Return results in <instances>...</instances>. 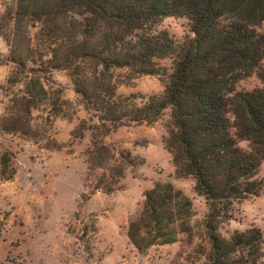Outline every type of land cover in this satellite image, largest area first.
<instances>
[{
	"label": "trees",
	"instance_id": "16d2710c",
	"mask_svg": "<svg viewBox=\"0 0 264 264\" xmlns=\"http://www.w3.org/2000/svg\"><path fill=\"white\" fill-rule=\"evenodd\" d=\"M170 16L188 18L194 36L177 42L158 30ZM263 25L264 0H10L0 12L12 65L0 86V130L59 148L50 135L52 119L67 116L73 104L62 100L49 73L70 72L87 115L75 135L89 130L100 139L87 163L102 171L99 183L111 192L144 161L130 153L117 157L102 138L121 127L152 125L167 112L163 144L175 175L194 181L208 214L193 226L191 200L172 183L156 184L129 224L130 241L142 251L186 235L190 249L177 254L178 264H263L260 230L229 238L219 231L236 205L264 195L257 174L264 161ZM119 70L161 75L165 89L158 96L120 95ZM254 72L263 86L238 92L237 81ZM11 155L3 154V170ZM197 238L201 243L192 246Z\"/></svg>",
	"mask_w": 264,
	"mask_h": 264
},
{
	"label": "rangeland",
	"instance_id": "374dc122",
	"mask_svg": "<svg viewBox=\"0 0 264 264\" xmlns=\"http://www.w3.org/2000/svg\"><path fill=\"white\" fill-rule=\"evenodd\" d=\"M9 1L0 0V12ZM191 27L188 18L170 16L157 29L182 42L194 36ZM259 32L264 33V25ZM8 56L9 46L0 36V86L12 67ZM162 64L171 66L169 60ZM116 74L120 95L158 96L165 89L161 75L130 77L127 70ZM49 79L62 100L73 104L67 116L52 119L50 135L59 148L47 149L44 141L29 142L0 130V264H178L177 254L190 249L186 235H180L176 244L142 251L128 237L129 224L142 209L145 192L156 184L172 183L191 200L193 226L208 214L205 200L195 193L194 181L175 175L172 157L163 144L167 112L152 125L121 127L102 138L117 157L130 153L144 161L127 170L107 192L99 183L102 171L89 169L87 163V152L100 139L89 130L82 138L75 135L87 115L78 104L70 72L53 69ZM262 86L254 72L238 80L236 90L252 92ZM1 99L0 89V118ZM240 147L246 149L248 143L242 142ZM5 153L12 154L11 164L3 170ZM257 174L264 179V161ZM250 229L260 230L264 241V195L236 205L229 224L219 231L229 238ZM199 243L197 238L192 246ZM262 249L264 264V243Z\"/></svg>",
	"mask_w": 264,
	"mask_h": 264
}]
</instances>
